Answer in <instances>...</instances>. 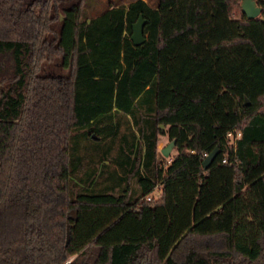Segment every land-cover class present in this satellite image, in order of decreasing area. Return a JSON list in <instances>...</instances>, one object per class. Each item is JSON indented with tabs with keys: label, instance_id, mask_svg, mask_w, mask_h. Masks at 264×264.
<instances>
[{
	"label": "trees",
	"instance_id": "obj_1",
	"mask_svg": "<svg viewBox=\"0 0 264 264\" xmlns=\"http://www.w3.org/2000/svg\"><path fill=\"white\" fill-rule=\"evenodd\" d=\"M88 1L0 0V264H264V0Z\"/></svg>",
	"mask_w": 264,
	"mask_h": 264
},
{
	"label": "water",
	"instance_id": "obj_2",
	"mask_svg": "<svg viewBox=\"0 0 264 264\" xmlns=\"http://www.w3.org/2000/svg\"><path fill=\"white\" fill-rule=\"evenodd\" d=\"M241 13L245 16L247 20H252L260 16L261 8L257 4L256 0H242L240 2ZM146 21L139 16L136 22L132 25V33L130 36V40L134 46H139L145 41V37L143 34L144 26ZM246 104H248L246 102ZM175 147L174 141L168 143L166 147L161 150V154L164 158L169 157L172 149ZM217 148L211 151L208 155H206L203 159L202 165L204 169H207L211 163L214 161L217 156ZM66 239H69V229L67 227L66 230Z\"/></svg>",
	"mask_w": 264,
	"mask_h": 264
},
{
	"label": "rangeland",
	"instance_id": "obj_3",
	"mask_svg": "<svg viewBox=\"0 0 264 264\" xmlns=\"http://www.w3.org/2000/svg\"><path fill=\"white\" fill-rule=\"evenodd\" d=\"M135 0H89L85 6V17L86 19L94 18L102 14L105 10L110 7H127L129 3L134 2ZM148 5L154 6L156 0H143ZM171 141L168 140L166 135L159 136L157 142V156L159 162L162 165H166L171 157L176 153L175 147L172 149L169 157L164 158L161 154V150L168 145ZM157 195V194H156Z\"/></svg>",
	"mask_w": 264,
	"mask_h": 264
},
{
	"label": "built area",
	"instance_id": "obj_4",
	"mask_svg": "<svg viewBox=\"0 0 264 264\" xmlns=\"http://www.w3.org/2000/svg\"><path fill=\"white\" fill-rule=\"evenodd\" d=\"M239 137H240V133H239V132H236V131L228 132V133L226 134V138H227V140H228V142H229V145H233L234 142H235V139H237V138H239ZM204 156H206V155H204ZM169 161H170V160H169ZM169 161H168V162H169ZM156 194H157V195H156ZM160 196H161V195H160V192H159V187L156 186V187H155V191H154V193H153L152 195L146 197V200H147V201H150V200H152V199L159 198Z\"/></svg>",
	"mask_w": 264,
	"mask_h": 264
}]
</instances>
